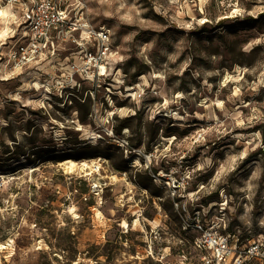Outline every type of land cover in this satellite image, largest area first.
<instances>
[{
  "label": "rangeland",
  "instance_id": "374dc122",
  "mask_svg": "<svg viewBox=\"0 0 264 264\" xmlns=\"http://www.w3.org/2000/svg\"><path fill=\"white\" fill-rule=\"evenodd\" d=\"M68 5L112 32L74 95L55 64L8 75L21 14L0 0V264H200L196 212L264 239V0ZM98 158L99 188L58 166Z\"/></svg>",
  "mask_w": 264,
  "mask_h": 264
},
{
  "label": "built area",
  "instance_id": "2783aa9c",
  "mask_svg": "<svg viewBox=\"0 0 264 264\" xmlns=\"http://www.w3.org/2000/svg\"><path fill=\"white\" fill-rule=\"evenodd\" d=\"M69 2L7 0L21 14L20 34L6 56L10 77L39 71L45 63L55 64L56 71L62 75L58 78V88L74 95L75 88L68 86L76 77L83 82H98L106 76L112 32L105 26L90 24L82 10L70 7ZM67 49L74 52L72 59L67 57ZM65 58L69 60L68 70L64 67ZM188 226L197 233L192 243L201 252L200 264H264V239L244 243L236 234L225 233V221L211 220L200 212L195 213Z\"/></svg>",
  "mask_w": 264,
  "mask_h": 264
},
{
  "label": "bare ground",
  "instance_id": "6f19581e",
  "mask_svg": "<svg viewBox=\"0 0 264 264\" xmlns=\"http://www.w3.org/2000/svg\"><path fill=\"white\" fill-rule=\"evenodd\" d=\"M2 12H0V15ZM158 77V76H156ZM44 86H39V91ZM135 88H133L134 90ZM102 92L110 93L108 88L102 87ZM110 123V121H108ZM97 136L94 134V138L96 139ZM102 160V158L93 159V160H82V161H76L74 159H65L61 162H59L60 167L63 168L64 172L66 174H75L78 178H88V181L94 185V187L99 188L100 185L98 181L103 180H113L114 176L110 175L107 168L100 166L97 161ZM103 169V171H102ZM36 171V170H33ZM96 176L94 179L93 177ZM124 197H126V194H123ZM149 224L156 226V224L153 221L149 220ZM125 228L129 229L130 226L127 224V222H124L123 225Z\"/></svg>",
  "mask_w": 264,
  "mask_h": 264
}]
</instances>
